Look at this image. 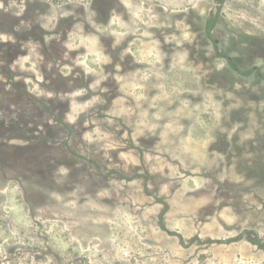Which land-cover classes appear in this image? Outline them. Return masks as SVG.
Masks as SVG:
<instances>
[{
    "label": "rangeland",
    "instance_id": "rangeland-1",
    "mask_svg": "<svg viewBox=\"0 0 264 264\" xmlns=\"http://www.w3.org/2000/svg\"><path fill=\"white\" fill-rule=\"evenodd\" d=\"M217 0H0V264H264V79ZM264 75V0L214 31Z\"/></svg>",
    "mask_w": 264,
    "mask_h": 264
},
{
    "label": "trees",
    "instance_id": "trees-1",
    "mask_svg": "<svg viewBox=\"0 0 264 264\" xmlns=\"http://www.w3.org/2000/svg\"><path fill=\"white\" fill-rule=\"evenodd\" d=\"M217 2L219 4L217 11L215 13H213L207 19L206 25H205L206 35L212 41L217 55L219 57L225 59L227 61L228 65L230 66V68L232 70H234L235 72H237L241 75H244V76L255 74V75L261 77L262 79H264V75L261 73L259 68L255 67V68H252L250 70H242L230 55H228L227 53L220 50L219 45H218V41L215 38L214 31H215V28L218 24L219 18H220L221 9H222V5L224 3V0H217ZM252 242L257 247L264 250V243L262 242V240L259 238V236L257 234H255V238L252 240Z\"/></svg>",
    "mask_w": 264,
    "mask_h": 264
},
{
    "label": "flooded vegetation",
    "instance_id": "flooded-vegetation-1",
    "mask_svg": "<svg viewBox=\"0 0 264 264\" xmlns=\"http://www.w3.org/2000/svg\"><path fill=\"white\" fill-rule=\"evenodd\" d=\"M3 1V0H2Z\"/></svg>",
    "mask_w": 264,
    "mask_h": 264
}]
</instances>
